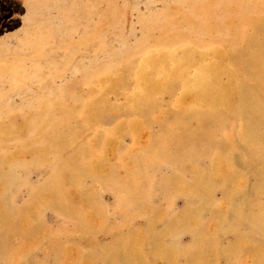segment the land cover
Instances as JSON below:
<instances>
[{
	"label": "rangeland",
	"instance_id": "obj_1",
	"mask_svg": "<svg viewBox=\"0 0 264 264\" xmlns=\"http://www.w3.org/2000/svg\"><path fill=\"white\" fill-rule=\"evenodd\" d=\"M0 264H264V0H0Z\"/></svg>",
	"mask_w": 264,
	"mask_h": 264
},
{
	"label": "bare ground",
	"instance_id": "obj_2",
	"mask_svg": "<svg viewBox=\"0 0 264 264\" xmlns=\"http://www.w3.org/2000/svg\"><path fill=\"white\" fill-rule=\"evenodd\" d=\"M188 51H192V50H188ZM195 54V53H194ZM168 55V54H167ZM197 55V54H196ZM200 55H201V53H200ZM233 55V54H232ZM175 56V55H174ZM184 56H185V54H184ZM205 56V55H204ZM183 57V56H182ZM186 57H187V55H186ZM198 56H196V58H197ZM219 57H221V59H222V57H223V54H222V51H220V50H213L211 53H209V56L208 55H206V63L208 64L207 66H208V68H209V72L208 73H210V72H212V65H216V64H210L211 62H213V61H215L216 59H218ZM174 58V57H173ZM195 58V57H194ZM193 58V59H194ZM216 58V59H215ZM175 59V58H174ZM184 59H186L185 57H184ZM187 59H188V57H187ZM199 59V58H198ZM224 59V58H223ZM177 60V59H176ZM191 60V59H190ZM219 60V59H218ZM148 61V60H147ZM183 61V60H182ZM181 60H180V62H182ZM176 62V61H175ZM180 62L178 63L179 64V67H181L180 65H182V64H180ZM200 62V61H199ZM205 62V61H204ZM216 62V61H215ZM226 62V61H225ZM224 62V63H225ZM176 63V64H177ZM190 63H191V61H190ZM214 63V62H213ZM223 63V62H222ZM236 63V62H235ZM183 64H184V62H183ZM196 64V63H195ZM194 64V65H195ZM200 64V63H199ZM218 64V63H217ZM193 65V64H192ZM191 65V66H192ZM151 66V65H150ZM177 66V65H176ZM182 66H184V65H182ZM185 66H186V63H185ZM189 66V65H188ZM197 69H198V61H197V67H196ZM200 68V67H199ZM217 68H219V66L217 67ZM164 69V68H163ZM166 70V69H165ZM176 70V69H175ZM174 70V71H175ZM181 70V69H180ZM219 70V69H218ZM166 71H168V70H166ZM165 71V72H166ZM170 71H171V69H170ZM182 71V70H181ZM205 71H206V69H205ZM221 72L220 73H224V74H227V75H231V76H233V78H234V73L233 72H227V70L223 67V69L222 70H220ZM164 72V73H165ZM171 72H173V71H171ZM216 73V72H215ZM218 73V72H217ZM206 74V73H205ZM172 76L174 77V75L172 74ZM202 77V76H201ZM233 78H232V80H233ZM210 81V76H207L206 75V83H207V81ZM154 82H156V81H154ZM153 82V83H154ZM197 82V81H196ZM195 82V83H196ZM167 85V84H166ZM219 85H220V83H218L217 81L216 82H214V84L212 83V85L210 86H208V88H207V90H206V92H214V93H217L218 92V87H219ZM158 87V86H157ZM161 87V86H160ZM151 89H154V87L152 86L151 87ZM167 89V88H166ZM158 91V90H157ZM207 94V93H206ZM207 95H210V94H207ZM211 95H213V94H211ZM236 95V94H235ZM210 99H212L213 97H209ZM208 98V99H209ZM220 105H221V102H220ZM229 107V106H228ZM230 108V107H229ZM235 108V107H234Z\"/></svg>",
	"mask_w": 264,
	"mask_h": 264
}]
</instances>
